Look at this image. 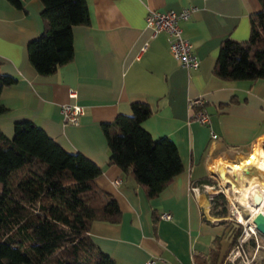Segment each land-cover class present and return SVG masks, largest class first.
<instances>
[{
  "label": "crops",
  "instance_id": "1",
  "mask_svg": "<svg viewBox=\"0 0 264 264\" xmlns=\"http://www.w3.org/2000/svg\"><path fill=\"white\" fill-rule=\"evenodd\" d=\"M21 1L23 8L0 0V71L18 79L1 93L8 111L0 115V130L13 138L15 124L30 120L64 151L82 153L101 166L95 182L114 194L122 216L117 223L94 220L89 235L116 264H196V255L209 261L216 237L221 259L229 250V227L210 214L215 183L202 180L215 182V164L219 161L217 172L226 170L236 149L259 141L246 159L264 156V79L223 81L213 67L226 38L249 39L250 16L261 10L259 1L88 0L90 24L72 30L73 62L47 77L36 73L28 51L45 29L43 3ZM189 7L195 11L180 27L200 63L187 70L172 58L167 35H152L145 16L150 10ZM71 90L77 91L75 99ZM198 97L204 99L209 125L191 119L189 101ZM69 102L84 107L77 126L62 121L61 107ZM134 102L149 105L153 113L142 123L145 129L155 139L173 138L183 161L180 174L153 199L132 175L109 162L101 126L119 114L131 115ZM193 185L199 191L192 192ZM164 212L171 217L162 218Z\"/></svg>",
  "mask_w": 264,
  "mask_h": 264
},
{
  "label": "trees",
  "instance_id": "2",
  "mask_svg": "<svg viewBox=\"0 0 264 264\" xmlns=\"http://www.w3.org/2000/svg\"><path fill=\"white\" fill-rule=\"evenodd\" d=\"M8 1L23 8L21 0ZM40 1L45 29L30 41L28 51L36 73L47 77L73 62L72 30L89 25L91 13L88 0ZM258 1L261 10L250 16L249 39L226 38L220 44L213 74L223 81L264 79V0ZM17 80L0 71V97ZM202 108L192 107L191 116ZM7 111L0 103V115ZM131 111L101 125L111 151L109 162L132 175L153 199L180 174L183 161L173 138L155 139L145 129L142 123L153 113L148 104L131 103ZM100 167L82 153L64 151L30 120L15 124L13 138L0 130V264H116L89 235L94 220L117 223L122 216L114 194L95 182ZM212 197L210 214L229 227L231 250L242 223L226 218L230 209L223 193ZM158 217L159 213L153 217L154 229ZM254 237L245 242L252 251L257 247ZM219 240H212L209 261L196 255V264H229L224 260L229 250L220 259Z\"/></svg>",
  "mask_w": 264,
  "mask_h": 264
},
{
  "label": "built area",
  "instance_id": "3",
  "mask_svg": "<svg viewBox=\"0 0 264 264\" xmlns=\"http://www.w3.org/2000/svg\"><path fill=\"white\" fill-rule=\"evenodd\" d=\"M195 9L193 7H189L186 9L181 10H166V11H159V10H150L148 15L145 16V23L147 24V28L151 29L152 35L156 36L157 34L160 35L161 33L167 35V43L168 48H170V53L174 60H178L181 63V66L185 69H197L199 67L200 60L197 58L195 54V50L193 45L190 43L188 39L185 38L184 34H182L181 29V22H186L194 13ZM77 91L71 90L68 93L69 97L75 99L77 96ZM194 106H199L202 110L197 111L191 116V119L199 122L201 125H209V116L207 111L204 109V99L202 98H195L189 101V108L191 109ZM85 110L84 107L80 104H73L72 102L66 103L61 107V115H63V123L70 124L73 126H77L79 124L81 117H83ZM213 140L217 138V134H212ZM119 181L113 180L114 184H117ZM198 185H193L191 188L192 192L199 191ZM233 198L228 199V208L230 209V213L228 218L232 219L231 217L235 212V203L232 200ZM239 211L238 209H236ZM171 213H162L160 215L162 218L169 219L171 217ZM234 218L237 222L242 223L241 218L234 215ZM233 218V219H234ZM254 227V225H253ZM255 235L256 241V249H254V253L250 254L248 252V247L245 246V242L248 240L249 237ZM257 235L255 234L254 230H251V227H242V232L236 238V242L233 245V248L229 250L225 256V262L229 264H253L255 255L258 249L261 247L260 243L257 240ZM149 264H154V260L148 261Z\"/></svg>",
  "mask_w": 264,
  "mask_h": 264
},
{
  "label": "rangeland",
  "instance_id": "4",
  "mask_svg": "<svg viewBox=\"0 0 264 264\" xmlns=\"http://www.w3.org/2000/svg\"><path fill=\"white\" fill-rule=\"evenodd\" d=\"M258 142L254 143L253 146H250L248 148L236 149L235 151H232L230 153V157L232 158V160H230L229 163H234V162L244 163L246 161L245 160L246 157L254 151V148L258 147L257 145ZM218 162L215 164V167L213 168L214 172H216L218 175H215V184H213L212 194L216 195V193L221 192L228 199L233 198L232 200L235 203V212L231 217L234 218V215H236L241 219L244 218V220L247 222H244L245 225L242 224V227L248 228L249 225L255 226L257 223L263 220L262 218H260L259 214L255 215L256 207L254 206L255 205L254 203L261 204L260 195L256 192L254 188L244 187L243 189H240L236 186H233V184L230 183L225 185L224 179L227 170L217 172L216 165L218 164ZM236 209H238L239 211H237ZM255 234L257 235L256 238L260 243L261 249L257 251L253 264H260V262L264 259V233L255 230ZM247 247H248L247 249L248 252L250 254H253L255 250L252 251L253 249L252 246L249 245Z\"/></svg>",
  "mask_w": 264,
  "mask_h": 264
},
{
  "label": "bare ground",
  "instance_id": "5",
  "mask_svg": "<svg viewBox=\"0 0 264 264\" xmlns=\"http://www.w3.org/2000/svg\"><path fill=\"white\" fill-rule=\"evenodd\" d=\"M224 168L228 172L224 179L225 185L230 183L240 189L244 187L254 188L260 195L261 204L254 203L256 207L255 215L259 214L260 218L263 219L260 222H264V156L252 154L244 163L225 164ZM241 221L247 222L244 218ZM250 227L251 230H254L253 226Z\"/></svg>",
  "mask_w": 264,
  "mask_h": 264
},
{
  "label": "water",
  "instance_id": "6",
  "mask_svg": "<svg viewBox=\"0 0 264 264\" xmlns=\"http://www.w3.org/2000/svg\"><path fill=\"white\" fill-rule=\"evenodd\" d=\"M255 230L264 233V222H259L254 226Z\"/></svg>",
  "mask_w": 264,
  "mask_h": 264
}]
</instances>
